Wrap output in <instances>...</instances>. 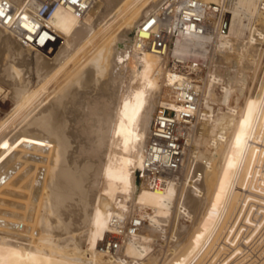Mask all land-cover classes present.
Returning <instances> with one entry per match:
<instances>
[{
	"label": "bare ground",
	"instance_id": "1",
	"mask_svg": "<svg viewBox=\"0 0 264 264\" xmlns=\"http://www.w3.org/2000/svg\"><path fill=\"white\" fill-rule=\"evenodd\" d=\"M91 1L0 0V264H264V0H200L164 55L168 0ZM164 108L181 173L138 185Z\"/></svg>",
	"mask_w": 264,
	"mask_h": 264
},
{
	"label": "built area",
	"instance_id": "2",
	"mask_svg": "<svg viewBox=\"0 0 264 264\" xmlns=\"http://www.w3.org/2000/svg\"><path fill=\"white\" fill-rule=\"evenodd\" d=\"M42 4L40 16L49 18L52 11L60 5L70 6L77 15L84 17L92 7L91 0H39ZM214 8L216 6L214 5ZM207 6L200 0H168L158 15L142 28L146 33L140 36L141 44L157 54L164 55L173 40L181 33L188 34L198 30L202 33L208 29V19L205 18ZM217 14L220 11L216 10ZM156 28V30H154ZM194 107L192 99L187 105ZM186 120L193 119L190 112L183 113ZM152 137L149 146L150 155L145 168L137 171V177L142 180L144 174L150 175L155 182L159 177L174 178L181 173L183 161L184 137L178 133V123L175 112L164 108L159 112L152 126Z\"/></svg>",
	"mask_w": 264,
	"mask_h": 264
},
{
	"label": "rangeland",
	"instance_id": "3",
	"mask_svg": "<svg viewBox=\"0 0 264 264\" xmlns=\"http://www.w3.org/2000/svg\"><path fill=\"white\" fill-rule=\"evenodd\" d=\"M231 15H227V16H225V21L226 20H228L229 19V17H230ZM130 36H134V30L132 31V32H130ZM210 39V38H209ZM263 59H264V52H263ZM85 57H83V60H80V59H82V58H80L79 59V61H80V63H81V61L82 62H85V60L86 59H84ZM263 62H264V60H263ZM73 69V66H71L70 67V70H72ZM263 69H264V63H263ZM222 70L225 72V69L224 68H222ZM12 108V104H11V102H10V100L9 99H4V100H0V113L2 114H5L7 111H9L10 109ZM2 114V115H3ZM137 183H138V185H140L141 184V181H140V179H138L137 180ZM165 245V246H164ZM168 243L166 244V243H164L163 245L161 244V245H159V244H157L156 245V251L158 252V254H160L159 255V257L162 259V258H164L165 256H166V254L165 253H167V251H165V250H167L168 249ZM158 246V247H157ZM161 246V247H160ZM163 246V247H162ZM164 248V249H163ZM165 252V253H163V251ZM163 255H165V256H163Z\"/></svg>",
	"mask_w": 264,
	"mask_h": 264
}]
</instances>
